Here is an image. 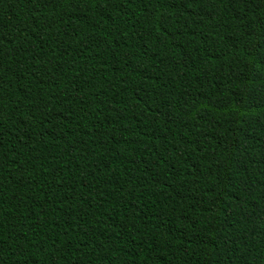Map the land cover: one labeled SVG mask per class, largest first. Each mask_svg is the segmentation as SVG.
Wrapping results in <instances>:
<instances>
[{"label": "trees", "instance_id": "obj_1", "mask_svg": "<svg viewBox=\"0 0 264 264\" xmlns=\"http://www.w3.org/2000/svg\"><path fill=\"white\" fill-rule=\"evenodd\" d=\"M0 264H264V0H0Z\"/></svg>", "mask_w": 264, "mask_h": 264}]
</instances>
